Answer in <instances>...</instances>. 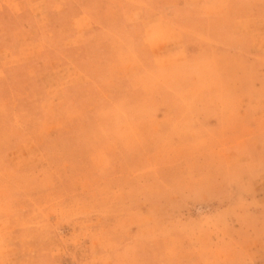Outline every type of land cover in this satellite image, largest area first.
<instances>
[{"label": "rangeland", "instance_id": "374dc122", "mask_svg": "<svg viewBox=\"0 0 264 264\" xmlns=\"http://www.w3.org/2000/svg\"><path fill=\"white\" fill-rule=\"evenodd\" d=\"M41 1L0 0V30L15 28L12 17L34 2L42 24ZM45 1L71 7L63 31L90 5ZM257 6L231 13L263 14ZM104 9L109 18L132 10ZM192 31L198 50L204 27ZM178 80L167 106L140 102L137 86L123 97L120 83L99 86L93 97L88 83L64 94L40 88L42 100L28 109L0 105V264H108V256L127 264H264V232L233 235L236 212L227 207L257 185L264 130L235 135L223 120L208 127L187 102L202 81H218L215 73L195 67ZM164 107L171 114L160 119ZM231 236L239 246L227 244Z\"/></svg>", "mask_w": 264, "mask_h": 264}, {"label": "crops", "instance_id": "0c3cea01", "mask_svg": "<svg viewBox=\"0 0 264 264\" xmlns=\"http://www.w3.org/2000/svg\"><path fill=\"white\" fill-rule=\"evenodd\" d=\"M98 1L90 0L88 9L73 16L64 31L59 21L68 20L72 10L66 4L42 0L46 14L42 24L31 10L40 3L25 5L12 17L15 28L0 30V105L11 102L28 109L38 102L40 88L47 92L54 86L64 94L67 88L88 83L93 97L99 86L120 83L123 97L137 86L140 102L167 106L176 102L171 95L175 83H184L178 77L196 67L215 73L218 80L202 81L200 94L187 102L198 106L194 108L208 127L223 120L224 129H233L235 135L264 130V12L231 13L258 4L264 9V0ZM113 6H130L131 14L109 18L104 8ZM30 21L38 30L46 26L48 31L38 32L28 25ZM113 22L121 25L119 32L110 29ZM196 26L204 27L199 38L206 41L198 50L194 42L198 37L192 35ZM45 102L54 101L46 97ZM166 114H171L167 107L158 112L160 119ZM260 162L256 187L227 206L236 212L233 235L264 232V160ZM227 244L239 246L234 236ZM108 257V264H127L124 257Z\"/></svg>", "mask_w": 264, "mask_h": 264}]
</instances>
